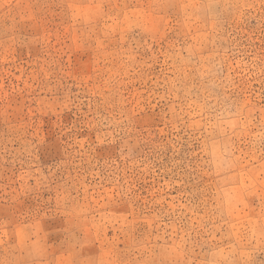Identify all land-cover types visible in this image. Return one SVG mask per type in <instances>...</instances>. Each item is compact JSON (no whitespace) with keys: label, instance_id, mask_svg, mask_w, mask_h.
<instances>
[{"label":"rangeland","instance_id":"1","mask_svg":"<svg viewBox=\"0 0 264 264\" xmlns=\"http://www.w3.org/2000/svg\"><path fill=\"white\" fill-rule=\"evenodd\" d=\"M0 264H264V0H0Z\"/></svg>","mask_w":264,"mask_h":264}]
</instances>
